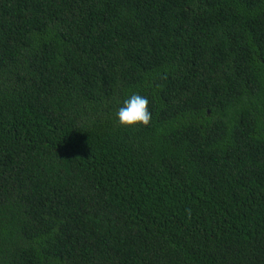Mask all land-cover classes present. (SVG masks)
<instances>
[{"label":"trees","instance_id":"obj_1","mask_svg":"<svg viewBox=\"0 0 264 264\" xmlns=\"http://www.w3.org/2000/svg\"><path fill=\"white\" fill-rule=\"evenodd\" d=\"M0 264H264V0H0Z\"/></svg>","mask_w":264,"mask_h":264},{"label":"clouds","instance_id":"obj_2","mask_svg":"<svg viewBox=\"0 0 264 264\" xmlns=\"http://www.w3.org/2000/svg\"><path fill=\"white\" fill-rule=\"evenodd\" d=\"M116 118L121 126H147L152 120L149 98L137 92L131 93L118 107Z\"/></svg>","mask_w":264,"mask_h":264}]
</instances>
